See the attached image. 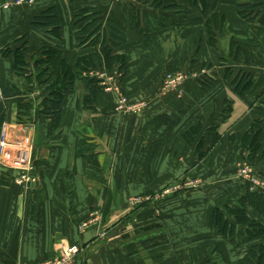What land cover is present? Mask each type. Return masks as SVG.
Returning a JSON list of instances; mask_svg holds the SVG:
<instances>
[{
	"label": "crops",
	"instance_id": "obj_1",
	"mask_svg": "<svg viewBox=\"0 0 264 264\" xmlns=\"http://www.w3.org/2000/svg\"><path fill=\"white\" fill-rule=\"evenodd\" d=\"M7 1L0 0V106L6 113L1 128L12 159L28 138L37 182L28 189L16 184V171L0 156V264L39 262L63 243L82 248L71 264H205L215 247L223 264H240L251 245L264 244V235L242 239L241 224H235L239 241L229 240L212 217L216 208L240 207L246 181L236 169L246 159L241 138L253 123L261 126L264 148V0H252L251 19L237 14L236 0H218L205 11L189 0H164L176 8L159 0H31L2 8ZM50 6L58 11L61 36L52 76L61 61L73 68L97 49L77 45L73 15L98 11L106 37H121L112 50L127 64L119 86L129 102L146 103L141 113L117 111L115 92L102 91L85 106L80 81L55 118L36 113L46 84L15 75L12 53L3 52L24 43L33 55L54 45L48 29L32 24ZM202 69L198 78L207 82L198 87L196 78L188 79L181 96L162 87L166 73ZM243 74L252 86L239 94L233 81ZM29 99L33 105L19 120L20 104ZM198 120L203 133L217 126L203 139L202 158L196 140L189 144L183 136ZM80 147L85 151L79 153ZM192 175L201 186L131 205L135 196L156 194ZM94 211L99 222L79 231ZM245 212L264 224L251 206Z\"/></svg>",
	"mask_w": 264,
	"mask_h": 264
},
{
	"label": "trees",
	"instance_id": "obj_2",
	"mask_svg": "<svg viewBox=\"0 0 264 264\" xmlns=\"http://www.w3.org/2000/svg\"><path fill=\"white\" fill-rule=\"evenodd\" d=\"M158 5L168 3L170 7L176 8L178 5L170 1H156ZM192 6L205 11L207 7L214 8L218 0H189ZM256 4L252 0H236V12L243 19H251L254 17V8ZM74 24L78 27L75 31V37L78 46H94L96 50L80 56L73 68L66 62L61 61L59 64L58 74L53 77L50 68L51 62L57 57L59 51V42L61 36L59 34L60 19L59 14L54 6H50L43 10L39 15L35 16L32 24L35 27L46 28L53 36L54 45H45L39 52L33 55L27 54V48L24 43L20 44L14 50L7 49L3 53H12L13 55V73L23 77L27 82L36 81L40 86L46 84L42 92V98L37 104L36 113L44 118H55L63 109L64 98L71 93L78 81L82 82L84 94V105L90 106L94 103L96 95L103 90L94 77L83 76L84 72L89 69H105L114 71L115 69L121 73L119 83L127 71V64L122 55L112 54V50L118 45L117 40L120 35L111 34L107 38L102 29V15L98 11H89L82 9L73 15ZM222 20H224L222 18ZM210 22H208V25ZM218 26V17L216 19ZM212 37V32L210 29ZM83 73V74H82ZM164 77V76H163ZM204 77L196 78L195 85H204L207 79ZM163 81V80H162ZM235 91L239 94L247 91L252 86V80L249 75L243 74L233 81ZM199 87V86H198ZM2 91V90H1ZM4 92L2 91V94ZM32 100H26L24 104H20L19 120H22V115L31 108ZM228 106L226 110L228 111ZM23 113V114H22ZM5 110L0 106V130L6 115ZM201 119V118H200ZM214 123L202 132L201 121L198 120L191 125L183 133L184 139L189 144L195 141V149L199 152V157L204 156L201 151L204 137L216 129ZM261 133V126L258 123H253L251 128L242 136L243 150L246 153V159L253 166L255 173L258 176L264 177V148L261 150V145L258 141ZM196 138V139H195ZM261 150V151H260ZM80 147L79 153L84 152ZM240 207L230 208L225 205V210L216 208L213 212V223L218 231L226 235V237L237 243V235L235 224H241L245 228V236L242 239L253 240L264 235V224L249 217L245 212V205L251 206L258 214L264 218V196L256 191H250L246 184L244 194L238 199ZM229 217L234 221L229 223ZM237 233V234H236ZM264 258V244L256 243L251 245L246 254L240 259V264H261ZM205 264H223L221 262L218 248L215 247L212 256L206 260Z\"/></svg>",
	"mask_w": 264,
	"mask_h": 264
},
{
	"label": "built area",
	"instance_id": "obj_3",
	"mask_svg": "<svg viewBox=\"0 0 264 264\" xmlns=\"http://www.w3.org/2000/svg\"><path fill=\"white\" fill-rule=\"evenodd\" d=\"M111 2H129L134 3L139 0H110ZM31 3V0H9L2 4L4 9L10 7L13 4ZM201 71L191 72H177L166 73L163 77L162 87L166 91H175L177 95L181 96L183 93V84L190 78H198V75L202 74ZM85 76L94 77L98 80L99 85L103 91L115 92L117 94L116 108L119 112L129 113H141L145 108V102H129L128 98L119 86V79L121 73L113 71L109 74L105 69H91L84 72ZM264 77V70H263ZM3 98L2 91L0 89V100ZM11 146L7 139V132L4 128L0 130V156L16 171L14 182L19 186L28 189L37 182L36 175L34 173V167L31 164V146L28 138H25L23 143H20L17 147L15 158L12 159ZM237 176L243 178L250 191H256L264 196V177L258 176L253 166L244 159L237 168ZM199 186V181L194 178L180 179L177 182L163 188L161 191L153 195H142L133 197L130 202L133 207L143 205L146 203H157L158 201L167 198L171 194L188 188H196ZM100 220L99 213L91 212L89 218L78 225V230L83 231L86 228L98 223ZM82 250L78 244L63 243L58 249V253L52 257L45 258L39 262L23 263V264H71L75 256Z\"/></svg>",
	"mask_w": 264,
	"mask_h": 264
},
{
	"label": "rangeland",
	"instance_id": "obj_4",
	"mask_svg": "<svg viewBox=\"0 0 264 264\" xmlns=\"http://www.w3.org/2000/svg\"><path fill=\"white\" fill-rule=\"evenodd\" d=\"M3 8V7H2ZM120 84V83H119ZM121 90V89H120ZM239 167V165L237 166V168ZM191 172H193V171H191ZM190 172V173H191ZM236 172H237V169H236ZM191 178H194V179H196V180H198L199 181V185H200V181H201V179L198 177V176H194V175H192L191 176ZM177 182V181H176ZM175 183V182H174ZM173 184V183H172ZM247 184V183H246ZM171 185V184H170ZM169 186V185H168ZM201 186V185H200ZM197 188V187H196ZM188 189H191V188H188ZM146 204H152V203H146Z\"/></svg>",
	"mask_w": 264,
	"mask_h": 264
}]
</instances>
